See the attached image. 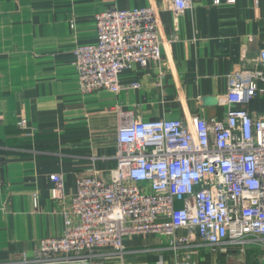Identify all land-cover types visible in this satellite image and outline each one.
Here are the masks:
<instances>
[{"label":"crops","instance_id":"0c3cea01","mask_svg":"<svg viewBox=\"0 0 264 264\" xmlns=\"http://www.w3.org/2000/svg\"><path fill=\"white\" fill-rule=\"evenodd\" d=\"M146 7L156 14L161 62L119 74L121 86L136 88L81 94L73 51L97 42V14ZM261 50L264 0H190L180 14L172 0H0V264L32 257L40 240L61 235L79 177L108 180L123 114L142 122L222 119L227 77L252 67ZM246 109L264 116V95ZM52 174L63 177L59 200L50 195ZM124 246L110 264H220L222 257L175 250L153 234L127 237Z\"/></svg>","mask_w":264,"mask_h":264},{"label":"built area","instance_id":"2783aa9c","mask_svg":"<svg viewBox=\"0 0 264 264\" xmlns=\"http://www.w3.org/2000/svg\"><path fill=\"white\" fill-rule=\"evenodd\" d=\"M189 7L190 0H172L175 14ZM95 20L97 42L73 51L81 94L136 88L121 86L118 76L161 62L154 9H110ZM252 63L227 77L222 119L142 122L123 114L108 180L79 177L61 235L40 240L32 257L2 264H110L123 258L127 237L145 234L189 254L206 249L224 257L250 248L264 254V116L246 109L264 95V50ZM49 180L51 198L59 200L63 177Z\"/></svg>","mask_w":264,"mask_h":264},{"label":"rangeland","instance_id":"374dc122","mask_svg":"<svg viewBox=\"0 0 264 264\" xmlns=\"http://www.w3.org/2000/svg\"><path fill=\"white\" fill-rule=\"evenodd\" d=\"M263 258L264 254L260 249L250 248L243 253L232 251L229 255L221 257L220 264H264Z\"/></svg>","mask_w":264,"mask_h":264}]
</instances>
